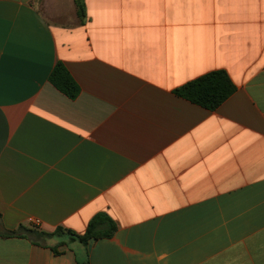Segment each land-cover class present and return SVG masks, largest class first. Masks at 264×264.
<instances>
[{
  "label": "crops",
  "instance_id": "obj_1",
  "mask_svg": "<svg viewBox=\"0 0 264 264\" xmlns=\"http://www.w3.org/2000/svg\"><path fill=\"white\" fill-rule=\"evenodd\" d=\"M83 1L0 0V227L53 233L0 264H264V0ZM217 70L216 110L175 93Z\"/></svg>",
  "mask_w": 264,
  "mask_h": 264
},
{
  "label": "trees",
  "instance_id": "obj_2",
  "mask_svg": "<svg viewBox=\"0 0 264 264\" xmlns=\"http://www.w3.org/2000/svg\"><path fill=\"white\" fill-rule=\"evenodd\" d=\"M77 13L80 17L84 16L85 4L83 0H75ZM50 83L60 92L68 96L70 99H76L80 93V87L70 74L63 62H57L49 76ZM236 86L224 70H217L200 76L199 78L186 83L175 90V93L191 101L203 108L214 111L222 105L234 92ZM117 230L114 220L107 214L100 213L96 215L88 224L86 232L78 235L72 231L62 228L56 230L55 233L67 232L72 238L80 243L87 245L90 241L103 238H111ZM53 233L38 231L34 228L21 226L16 231H8L1 229L0 236L14 237L20 236L37 241L40 238L51 237Z\"/></svg>",
  "mask_w": 264,
  "mask_h": 264
},
{
  "label": "rangeland",
  "instance_id": "obj_3",
  "mask_svg": "<svg viewBox=\"0 0 264 264\" xmlns=\"http://www.w3.org/2000/svg\"><path fill=\"white\" fill-rule=\"evenodd\" d=\"M59 233H60V232H59ZM59 233H58V234H59ZM69 236H70V235H69ZM70 237H71V236H70ZM44 239H45V238H44ZM44 239H43V238H40V239H38V240H44ZM71 239H74V238L71 237ZM75 240H76V239H75Z\"/></svg>",
  "mask_w": 264,
  "mask_h": 264
}]
</instances>
